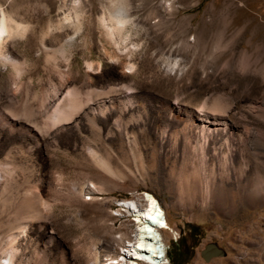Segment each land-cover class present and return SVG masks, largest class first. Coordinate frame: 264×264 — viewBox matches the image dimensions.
<instances>
[{
	"label": "rangeland",
	"instance_id": "rangeland-1",
	"mask_svg": "<svg viewBox=\"0 0 264 264\" xmlns=\"http://www.w3.org/2000/svg\"><path fill=\"white\" fill-rule=\"evenodd\" d=\"M106 2L0 0V260L129 264L148 193L162 264H264V0H128L126 42Z\"/></svg>",
	"mask_w": 264,
	"mask_h": 264
},
{
	"label": "bare ground",
	"instance_id": "bare-ground-1",
	"mask_svg": "<svg viewBox=\"0 0 264 264\" xmlns=\"http://www.w3.org/2000/svg\"><path fill=\"white\" fill-rule=\"evenodd\" d=\"M166 8L169 7L167 6ZM106 9L108 18L113 24L116 36L120 38L122 42H126L129 39V35L126 33L127 27L134 23L131 17L133 15H131L132 13L130 12L131 8L128 0H107ZM102 19L105 21L104 18ZM22 23L24 22L19 23L15 21L10 17V15L0 9V46L4 43V38L7 40V37H13L25 30L26 23L25 25ZM111 34H114V32ZM111 37H113V35ZM3 59L9 61L10 57L5 55ZM88 155L95 164L107 172L113 173L109 161L98 151L89 147ZM91 191L92 189L87 185L84 186L80 184L72 187V192L77 197H83L85 193ZM144 200L146 203L142 208H138L137 205L132 203L133 208H135L133 210L134 214L132 220L137 226V234L135 235V241H133L134 243L129 245V254L131 256L129 264H162L164 254L158 229L167 228L168 223L165 219L166 217L164 216L163 211L152 195L145 193ZM42 203L47 204L46 201H42ZM6 223L7 222L4 220V205L2 202H0V231L3 229ZM9 238L11 239L12 235ZM14 253V247H6L4 249V255L2 256L5 262L0 260V264H14ZM94 264H100V259L97 255L94 259Z\"/></svg>",
	"mask_w": 264,
	"mask_h": 264
},
{
	"label": "trees",
	"instance_id": "trees-1",
	"mask_svg": "<svg viewBox=\"0 0 264 264\" xmlns=\"http://www.w3.org/2000/svg\"><path fill=\"white\" fill-rule=\"evenodd\" d=\"M180 244L175 243L174 248H175V253L176 257H172L171 254L167 253L166 257L169 259L170 264H181L179 263L181 259L179 257H188L191 253L190 248L192 247V244L186 246L185 244H182L181 249L179 248ZM189 248V249H188ZM184 261V259L181 260V262Z\"/></svg>",
	"mask_w": 264,
	"mask_h": 264
},
{
	"label": "water",
	"instance_id": "water-1",
	"mask_svg": "<svg viewBox=\"0 0 264 264\" xmlns=\"http://www.w3.org/2000/svg\"><path fill=\"white\" fill-rule=\"evenodd\" d=\"M205 250V257H207V255H220L222 253V251L219 248L215 247V245L213 244L205 245Z\"/></svg>",
	"mask_w": 264,
	"mask_h": 264
}]
</instances>
